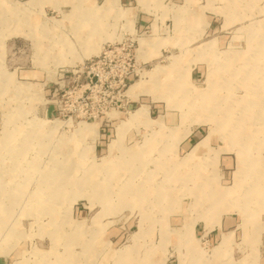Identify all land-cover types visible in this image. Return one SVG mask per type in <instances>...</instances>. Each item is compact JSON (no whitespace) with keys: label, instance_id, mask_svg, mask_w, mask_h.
<instances>
[{"label":"rangeland","instance_id":"374dc122","mask_svg":"<svg viewBox=\"0 0 264 264\" xmlns=\"http://www.w3.org/2000/svg\"><path fill=\"white\" fill-rule=\"evenodd\" d=\"M263 71L264 0H0V264H264Z\"/></svg>","mask_w":264,"mask_h":264},{"label":"bare ground","instance_id":"6f19581e","mask_svg":"<svg viewBox=\"0 0 264 264\" xmlns=\"http://www.w3.org/2000/svg\"><path fill=\"white\" fill-rule=\"evenodd\" d=\"M229 56V55H228ZM231 56V55H230ZM229 58V57H228ZM228 63V62H227ZM260 64V63H259ZM255 65V64H254ZM259 66V65H258ZM229 68V67H228ZM159 72V71H158ZM253 72V71H252ZM251 72V73H252ZM264 72V71H263ZM160 73V72H159ZM260 73V72H259ZM263 74V73H262ZM159 75V74H158ZM252 76V75H251ZM263 76V75H262ZM249 77V76H248ZM264 78V77H263ZM216 80V79H215ZM222 81V80H221ZM211 82V81H210ZM261 82H262V80H261ZM261 82H259L260 83V85H261ZM215 83V82H214ZM226 83V82H225ZM217 84V83H216ZM256 84V83H255ZM137 85V84H136ZM223 85H224V83H223ZM259 85V86H260ZM254 86V85H253ZM136 87V86H135ZM216 87V86H215ZM255 87V86H254ZM213 90V89H212ZM262 90H264V89H262ZM219 91V90H218ZM204 92V91H203ZM202 93V92H201ZM201 96V95H200ZM213 97V96H212ZM212 97H211V99H212ZM244 98H246V97H244ZM210 99V100H211ZM260 100H261V98H260ZM231 102V101H230ZM209 104H211V102L209 103ZM229 104V103H228ZM233 104V103H232ZM225 106V105H224ZM202 107H203V105H202ZM206 107V106H205ZM221 107V106H220ZM245 107V106H244ZM195 109V108H194ZM262 110V109H261ZM199 111V110H198ZM252 111V110H251ZM226 112V111H225ZM257 112V111H256ZM229 114V113H228ZM253 114V113H252ZM204 116V115H203ZM206 116V115H205ZM242 118V117H241ZM248 118V117H247ZM208 119H210V118H208ZM234 119V118H233ZM264 119V118H263ZM247 120V119H246ZM228 121V120H227ZM227 123V122H226ZM230 123V122H229ZM228 123V124H229ZM226 125V124H225ZM263 125V124H262ZM220 126V125H219ZM257 126V125H256ZM255 126V127H256ZM163 127V126H162ZM259 127V126H258ZM262 127V126H261ZM217 128V127H216ZM235 128H237L236 126H235ZM245 128V127H244ZM218 129V128H217ZM243 129V128H242ZM258 129V128H257ZM262 129V128H261ZM91 130V129H90ZM256 130V129H255ZM232 133V132H231ZM86 134V133H85ZM259 136V135H258ZM227 137V136H226ZM264 137V136H263ZM233 140V139H232ZM231 140V141H232ZM256 140V139H255ZM233 142V141H232ZM235 142V141H234ZM262 142V141H261ZM204 142H202V144H203ZM231 143V142H230ZM256 143V142H255ZM201 144V145H202ZM207 144V143H206ZM237 144V143H236ZM262 144V143H261ZM260 144V145H261ZM234 145V144H233ZM242 145V144H241ZM249 146H251V145H249ZM202 147V146H201ZM252 147V146H251ZM257 147V146H256ZM112 148H113V146H112ZM196 149V148H195ZM195 149H194V151H195ZM237 150V149H236ZM245 150V149H244ZM239 151H241V150H239ZM196 152V151H195ZM254 152V151H253ZM258 153V152H257ZM242 154V153H241ZM251 155V154H250ZM242 159V162H243V165H244V167H246L249 163L246 161V158H241ZM240 159V160H241ZM252 159V158H251ZM253 160V159H252ZM137 161V160H136ZM251 161V160H250ZM262 161V160H261ZM256 162V161H255ZM255 164V163H254ZM113 169V168H112ZM248 170V169H247ZM169 172V171H168ZM174 172V171H173ZM240 172H242V171H240ZM245 172V171H244ZM243 173V172H242ZM248 174V173H247ZM173 175V174H172ZM253 175V174H252ZM260 177V176H259ZM69 178V177H68ZM72 178V177H71ZM254 179V178H253ZM262 179V178H261ZM77 181V180H76ZM245 181V180H244ZM60 182V181H59ZM69 183V182H68ZM67 183V184H68ZM245 183V182H244ZM204 184V183H203ZM236 184V183H235ZM253 184V183H252ZM201 185V184H200ZM124 186V185H123ZM260 185H258L256 188H258ZM139 188V187H138ZM260 188H261V186H260ZM141 189V188H140ZM144 189V188H143ZM232 190V189H231ZM121 192V191H120ZM141 193H143V192H141ZM264 193V192H263ZM161 194V193H160ZM264 195V194H263ZM125 196V195H124ZM146 196V195H145ZM212 197V196H211ZM107 198V197H106ZM216 199H217V197H216ZM226 239H227V237H225L224 238V240L222 241V244L223 243H225V241H226ZM118 256H120V255H118ZM71 262V261H70Z\"/></svg>","mask_w":264,"mask_h":264},{"label":"crops","instance_id":"0c3cea01","mask_svg":"<svg viewBox=\"0 0 264 264\" xmlns=\"http://www.w3.org/2000/svg\"><path fill=\"white\" fill-rule=\"evenodd\" d=\"M191 38V37H190ZM196 136V135H195ZM190 140H193V139H190ZM190 140L186 143L187 145H189V143H191L190 142ZM185 147V146H184ZM233 225V223H232V220H224V222H223V226L225 227V228H230L231 226Z\"/></svg>","mask_w":264,"mask_h":264}]
</instances>
